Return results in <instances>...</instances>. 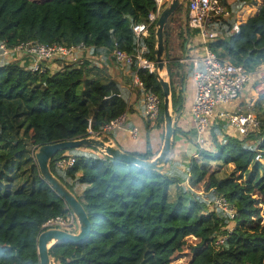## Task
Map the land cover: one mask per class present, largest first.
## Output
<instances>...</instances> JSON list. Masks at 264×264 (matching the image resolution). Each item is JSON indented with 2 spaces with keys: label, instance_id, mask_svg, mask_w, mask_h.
Listing matches in <instances>:
<instances>
[{
  "label": "trees",
  "instance_id": "1",
  "mask_svg": "<svg viewBox=\"0 0 264 264\" xmlns=\"http://www.w3.org/2000/svg\"><path fill=\"white\" fill-rule=\"evenodd\" d=\"M224 3L232 16L240 6L258 4ZM260 3L240 24L231 17L220 19L218 37L208 44L218 58L249 73L264 64V0ZM152 7V0H0V44H81L104 56L114 48L131 54L136 45L132 26L144 22ZM170 21L164 30L165 55L178 114L182 100L175 98L172 66L179 58L171 56L167 40ZM143 42L145 55L155 61L154 27ZM73 60L55 58L52 62L62 63L59 69L51 71L47 64L43 70H32L0 55V264H38L40 225L67 212L64 200L40 176L34 149L84 137L89 121L99 130L126 110L127 92L117 80L95 76L88 64ZM138 74L162 100L155 73L139 69ZM254 111L258 129L239 138L227 135L222 130L226 124L220 123L219 129L212 128L215 150L194 142L197 148L185 170L172 157L163 172H154L92 148L56 154L52 172L72 191L77 184L85 185L77 197L91 231L86 241L58 244L50 253L62 264H170L193 235L201 241L192 247L197 257L192 264L207 259L202 255L207 251L212 252L209 264H264V220L254 209L258 203L264 206V107L254 105ZM157 123L163 125L162 103ZM177 133L178 127L174 142ZM66 152L75 157V164L59 169L54 160ZM156 152L147 147L128 153L146 159ZM201 182L206 185L203 193L197 190ZM218 196L233 207L232 218L211 205ZM220 237L223 241L216 244Z\"/></svg>",
  "mask_w": 264,
  "mask_h": 264
},
{
  "label": "built area",
  "instance_id": "2",
  "mask_svg": "<svg viewBox=\"0 0 264 264\" xmlns=\"http://www.w3.org/2000/svg\"><path fill=\"white\" fill-rule=\"evenodd\" d=\"M168 1L152 0L153 7L146 20L132 26L136 38L134 52L127 54L117 48L110 51L115 63L128 68L129 96L133 97L141 106L143 116L150 126L160 125L157 120L160 114L161 99L157 93L147 89L138 74V70L142 69L148 73L155 72L156 62L145 55L147 46L143 39L149 35ZM186 11L185 23L181 24L183 26L186 24L187 28L196 30L201 41L198 55L190 59H181L183 62L188 61L193 66L190 73L194 83V94L189 114L196 131V141L203 142L208 130L222 122L226 124V127L233 129L241 138L246 137L259 127L257 113L254 109L244 112L229 111L228 107L239 98L252 73L247 72L241 65L218 58L208 47L209 42L218 37L216 23L220 19L226 20L232 17V12L225 5L224 0H187ZM87 48L81 44L62 46L30 42L21 43L15 47H6L1 43L0 55L13 61L17 58L27 57L31 61L32 70H43L55 58L73 60L78 50ZM253 74L256 75L257 79L253 92L256 97L264 98V64ZM128 111L127 103L124 112L104 124L99 130L92 129L89 121L86 128L87 135L109 134L127 128L132 136H136L138 128L128 126ZM54 161L57 168L65 170L72 167L76 160L72 154L66 152ZM211 205L222 209L230 218L233 217V207L223 196L216 197ZM64 209L67 210L65 214L46 219L40 225L38 233L47 228L74 231L76 229L75 217L66 205H64ZM222 241L223 238L220 237L216 244Z\"/></svg>",
  "mask_w": 264,
  "mask_h": 264
},
{
  "label": "crops",
  "instance_id": "3",
  "mask_svg": "<svg viewBox=\"0 0 264 264\" xmlns=\"http://www.w3.org/2000/svg\"><path fill=\"white\" fill-rule=\"evenodd\" d=\"M233 0H227V2H232ZM257 5H243L240 6L237 10H235L233 16L231 17L232 20L236 24H240L244 22L248 17L252 16L255 11L260 6V0H256ZM179 13V16L186 18V6L185 11L183 13L179 12L178 10L175 11ZM172 14V16L175 14ZM172 16L170 20H172ZM233 22V23H234ZM173 42L170 44L171 56L178 57V65L172 66V70L175 71L174 78H178L179 80L182 78V83L180 82L182 92H185L186 89V80L187 75L189 74V81L192 84V90L190 95V103H186L182 101V107L177 114V121L176 126L179 129V133H177V139L174 142V150H172L171 157L176 160H179L181 163L182 169H186L187 164L189 162L190 157L196 151V131L192 124V120L190 118L189 109L192 103L193 94H194V83L191 78V73L193 66L188 61H181V59L186 58L190 59L193 56H196L200 52L201 41L198 36V32L196 30H191L187 28L186 24L183 26L179 23L176 31V38L172 40ZM106 55L102 54H95L92 53L91 49L88 47L85 50H78L76 56L73 60L76 64H88L93 70L90 72L95 76L101 75L103 72L106 75L110 76L111 78L117 80L120 85L126 90L127 92V103H128V126L129 127H137V135L132 136L129 133V130L121 129L117 130L112 133L115 142L125 151L127 152H135V151H144L147 147L151 148L152 151L155 153L161 144L162 141V134L163 129L161 125L158 126H150L148 122L145 120L142 108L133 97L129 96L128 92V85H129V74L128 68L122 65H119L114 62V59L109 51H106ZM18 61L22 66L30 67V60L23 57L17 58ZM184 65V67L182 65ZM62 63L60 62H52L47 65V68L51 71L59 69ZM99 74V75H98ZM100 77V76H99ZM257 84V79L255 74H251L249 82L245 85L244 90L242 91L239 98L234 101L228 108L232 106L235 108L238 106V110L234 112H244L250 109H254V105H259V107H264V103L262 101H255L256 95L253 92L255 85ZM256 103V104H255ZM227 135L230 136H237V133L234 132L233 129L227 128L225 126V131ZM196 144H195V143ZM199 145V144H198ZM155 155V154H154ZM85 185L77 184L73 187V191L76 196H80Z\"/></svg>",
  "mask_w": 264,
  "mask_h": 264
},
{
  "label": "water",
  "instance_id": "4",
  "mask_svg": "<svg viewBox=\"0 0 264 264\" xmlns=\"http://www.w3.org/2000/svg\"><path fill=\"white\" fill-rule=\"evenodd\" d=\"M183 0H169L154 25L156 61L155 75L162 92L163 136L159 149L153 157L139 158L123 150L111 135H86L81 138L61 140L37 146L34 160L40 176L64 200L67 208L75 217L76 229L66 231L59 228H47L36 237L38 264H62L51 253L53 246L64 243L79 244L87 240L91 231V222L78 197L51 170V162L56 154L75 148H92L110 159L132 164L141 169L163 172L171 158L174 147L177 113L173 109L170 73L167 66L164 43V30L172 14L182 5Z\"/></svg>",
  "mask_w": 264,
  "mask_h": 264
},
{
  "label": "rangeland",
  "instance_id": "5",
  "mask_svg": "<svg viewBox=\"0 0 264 264\" xmlns=\"http://www.w3.org/2000/svg\"><path fill=\"white\" fill-rule=\"evenodd\" d=\"M186 2H187V0H183L182 5H180V7L177 9L179 12L183 13L185 11ZM179 23H185V16L181 17V16H179V13L175 12V14L172 16V20L169 23V29H168L169 32H168V37H167L168 44H171L173 42L172 40L174 38H176V31H177V27H178ZM174 72L175 71L172 70V73H174ZM105 75H106L105 72H103L101 74L102 77ZM186 77H187V80H186L185 92L184 91L182 92L181 85H180V82L182 83V78L180 80L178 78H173L172 81H173V84L175 83V88L177 90L176 91L174 88L175 98L177 95V97H180L183 102H186V103L189 102L190 103L192 84L189 81V74ZM255 101H262L263 102L264 98L256 97ZM161 103H162V100H161ZM228 109H229V111H232V110L236 111V110H238V106H236L235 108L232 106L231 108H228ZM214 127H217L216 130L219 129L218 125H214L213 127H211L208 130V133L205 137V140L203 142H197L199 144L198 145L199 147H201L203 149L211 150V151L215 150L214 142L212 140V134H213L212 128H214ZM222 130L225 131V128H223ZM217 139H221V136H217ZM225 170L228 171L229 168L226 167ZM205 189H206V185L204 182H201L198 184L197 190L199 191V193H203L205 191ZM253 196L260 199V195L257 191L253 192ZM169 197H170V200H173L175 198V187L174 186L170 187ZM254 209H258L257 214L262 215L263 220H264V206L262 205V203H258V205H256L254 207ZM202 231H204L205 235H208V232L205 231L204 228L202 229ZM200 241H201V238L193 236V235L187 237L186 243L182 246L181 251L178 252L176 255H174V257L170 260V264H192V262L197 258V257L192 256V254H193V248L192 247ZM208 248L210 249V247L207 246L206 249H208ZM210 253H212V252L207 251L204 254H202V255H206L207 259L202 260L201 258H199L198 262L196 264H209L210 261H208V259H210L209 258Z\"/></svg>",
  "mask_w": 264,
  "mask_h": 264
},
{
  "label": "clouds",
  "instance_id": "6",
  "mask_svg": "<svg viewBox=\"0 0 264 264\" xmlns=\"http://www.w3.org/2000/svg\"><path fill=\"white\" fill-rule=\"evenodd\" d=\"M155 25V24H154ZM91 49V48H90ZM109 52H110V50H109ZM155 73V72H154ZM162 127H163V125H162ZM197 143V142H196Z\"/></svg>",
  "mask_w": 264,
  "mask_h": 264
}]
</instances>
